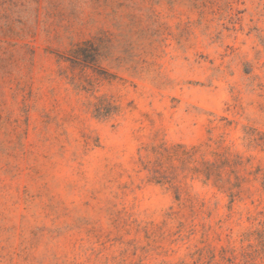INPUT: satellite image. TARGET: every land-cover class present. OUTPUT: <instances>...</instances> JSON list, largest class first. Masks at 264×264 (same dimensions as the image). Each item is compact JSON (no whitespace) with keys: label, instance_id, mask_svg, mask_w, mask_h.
Returning <instances> with one entry per match:
<instances>
[{"label":"rangeland","instance_id":"obj_1","mask_svg":"<svg viewBox=\"0 0 264 264\" xmlns=\"http://www.w3.org/2000/svg\"><path fill=\"white\" fill-rule=\"evenodd\" d=\"M0 264H264V0H0Z\"/></svg>","mask_w":264,"mask_h":264}]
</instances>
